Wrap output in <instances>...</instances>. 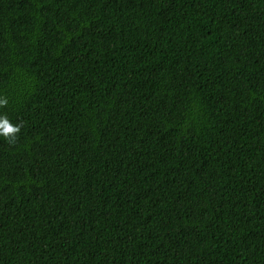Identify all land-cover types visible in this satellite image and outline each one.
Segmentation results:
<instances>
[{
  "label": "trees",
  "instance_id": "trees-1",
  "mask_svg": "<svg viewBox=\"0 0 264 264\" xmlns=\"http://www.w3.org/2000/svg\"><path fill=\"white\" fill-rule=\"evenodd\" d=\"M0 101V264H264V0H0Z\"/></svg>",
  "mask_w": 264,
  "mask_h": 264
},
{
  "label": "snow or ice",
  "instance_id": "snow-or-ice-1",
  "mask_svg": "<svg viewBox=\"0 0 264 264\" xmlns=\"http://www.w3.org/2000/svg\"><path fill=\"white\" fill-rule=\"evenodd\" d=\"M6 131H11L10 129H8L7 127L5 128Z\"/></svg>",
  "mask_w": 264,
  "mask_h": 264
},
{
  "label": "clouds",
  "instance_id": "clouds-1",
  "mask_svg": "<svg viewBox=\"0 0 264 264\" xmlns=\"http://www.w3.org/2000/svg\"><path fill=\"white\" fill-rule=\"evenodd\" d=\"M0 103H2V101H0ZM7 128H9V127H7ZM13 129V128H12ZM14 130V129H13ZM5 132H6V130H5Z\"/></svg>",
  "mask_w": 264,
  "mask_h": 264
}]
</instances>
